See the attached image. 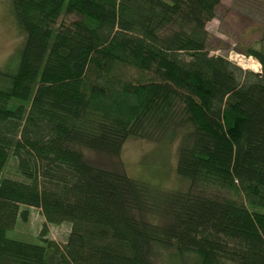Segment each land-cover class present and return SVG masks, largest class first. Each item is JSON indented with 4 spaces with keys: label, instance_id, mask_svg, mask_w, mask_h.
Instances as JSON below:
<instances>
[{
    "label": "trees",
    "instance_id": "trees-1",
    "mask_svg": "<svg viewBox=\"0 0 264 264\" xmlns=\"http://www.w3.org/2000/svg\"><path fill=\"white\" fill-rule=\"evenodd\" d=\"M221 2L12 0L25 38L0 67V264H160L155 245L264 264V49L249 50L262 72L210 53ZM178 135L187 189L119 168L129 138ZM30 207L42 244L9 234ZM65 221L64 245L45 238Z\"/></svg>",
    "mask_w": 264,
    "mask_h": 264
},
{
    "label": "rangeland",
    "instance_id": "rangeland-1",
    "mask_svg": "<svg viewBox=\"0 0 264 264\" xmlns=\"http://www.w3.org/2000/svg\"><path fill=\"white\" fill-rule=\"evenodd\" d=\"M75 18L68 15L59 22L68 23ZM63 24V23H59ZM208 47L211 54L229 57L245 70L262 72V64L251 49H264V0H222L216 9V16L208 22ZM25 34L19 27L12 0H0V67H13L16 64ZM258 71H257V70ZM180 137L163 136L156 138L131 137L123 146L118 158V166L130 177L164 188L187 189L188 181L177 172ZM6 173L19 177L16 160L11 158ZM21 179V177L19 178ZM150 186V185H149ZM28 220L20 218L11 237L42 244L41 230L45 218L40 208L30 207ZM72 224L65 221L59 224H47L45 238L64 245L68 239ZM174 249L154 248V260L160 264H194L196 255L185 252L180 255ZM234 264V263H231Z\"/></svg>",
    "mask_w": 264,
    "mask_h": 264
},
{
    "label": "built area",
    "instance_id": "built-area-1",
    "mask_svg": "<svg viewBox=\"0 0 264 264\" xmlns=\"http://www.w3.org/2000/svg\"><path fill=\"white\" fill-rule=\"evenodd\" d=\"M229 59H230V60H234V59L237 60V59H238V60L241 61L242 58H240L239 56H236L235 54H230ZM256 70H257V69H256ZM257 71H258V70H257Z\"/></svg>",
    "mask_w": 264,
    "mask_h": 264
}]
</instances>
